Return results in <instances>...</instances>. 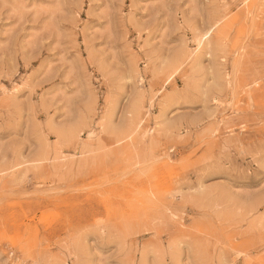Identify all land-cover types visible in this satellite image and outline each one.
Wrapping results in <instances>:
<instances>
[{
    "label": "rangeland",
    "instance_id": "1",
    "mask_svg": "<svg viewBox=\"0 0 264 264\" xmlns=\"http://www.w3.org/2000/svg\"><path fill=\"white\" fill-rule=\"evenodd\" d=\"M0 264H264V0H0Z\"/></svg>",
    "mask_w": 264,
    "mask_h": 264
},
{
    "label": "bare ground",
    "instance_id": "2",
    "mask_svg": "<svg viewBox=\"0 0 264 264\" xmlns=\"http://www.w3.org/2000/svg\"><path fill=\"white\" fill-rule=\"evenodd\" d=\"M206 38V37H205ZM205 40V39H204ZM171 80V79H170ZM166 82V81H165ZM144 151V150H143ZM139 164V163H138ZM128 170V169H127ZM127 174V173H126ZM152 174V173H151ZM141 177V176H140ZM147 179V178H146ZM109 202V201H108ZM104 203V202H103ZM134 210V209H133ZM20 211V210H19ZM9 212H7V214H8ZM22 213V212H21ZM23 214V213H22ZM117 214V213H116ZM115 214V215H116ZM119 214V213H118ZM111 218V217H110ZM116 219V218H115ZM18 225V224H17ZM118 225V224H117Z\"/></svg>",
    "mask_w": 264,
    "mask_h": 264
}]
</instances>
